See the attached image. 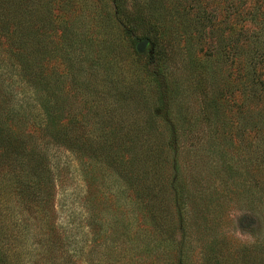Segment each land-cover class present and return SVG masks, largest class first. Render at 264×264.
I'll return each mask as SVG.
<instances>
[{"label":"rangeland","instance_id":"1","mask_svg":"<svg viewBox=\"0 0 264 264\" xmlns=\"http://www.w3.org/2000/svg\"><path fill=\"white\" fill-rule=\"evenodd\" d=\"M34 1L39 5L36 14L53 20L46 31L60 35L66 29L76 34L74 57L83 61L85 69L93 63L102 66L78 80L92 81L99 99L118 105L113 114L114 108L99 109L95 95L80 91L68 79L63 86L65 115L77 126L88 120L83 130L89 141L94 133L100 143L126 145L124 155L120 154L124 159L134 146L135 156L147 160L148 179L154 177L166 188L164 212L156 211L170 238L162 244L155 225L132 202L131 192L129 198L122 194L124 185L111 170L103 167L98 172L92 166L100 164L90 162L87 177L93 175L95 181L89 187L84 161L65 147L48 143L46 155L55 177L54 222L65 240L62 252L67 251L74 264H180L176 243L181 241L186 264H210L204 252L214 244L229 264H245L241 258L248 253L243 248L264 246V94L254 95L247 86L252 65L264 78V0H159L158 11L163 5L167 15L195 14L201 9L213 18L212 31L205 27L202 39L191 46L195 57L184 52L182 35H174L172 50L163 43L167 71L163 81L172 88L167 123L155 116L157 93L148 73L152 66L147 68L154 61V49L136 51L140 40L148 37L153 43L152 38L145 36L142 26L131 42L127 33L132 31L125 25L126 16H146L148 0ZM258 29L261 43L251 37ZM255 46L259 51L252 60ZM238 47L241 54L235 56ZM222 52L225 57L219 56ZM0 56L5 84L14 82L16 100L21 102L26 86L7 72L6 53ZM45 64L47 74L53 66L68 68L62 61ZM112 85L118 88L117 95ZM126 91L133 99L123 97ZM104 111L106 125L95 129L94 118ZM112 128L129 135L112 138ZM81 132V128L75 131ZM139 172L145 175L142 169ZM176 176L180 181H174ZM176 188L182 189L184 199L188 196L186 203L181 201L183 207L175 200ZM22 220L27 227L16 250L27 253L29 264L46 263L48 253L42 254L36 243L46 236V220L34 209L23 211ZM8 223L15 226L10 217Z\"/></svg>","mask_w":264,"mask_h":264},{"label":"trees","instance_id":"2","mask_svg":"<svg viewBox=\"0 0 264 264\" xmlns=\"http://www.w3.org/2000/svg\"><path fill=\"white\" fill-rule=\"evenodd\" d=\"M146 2H149L146 6V12H148L146 16H126L125 25L132 31L127 33L131 42L135 39L134 32L142 26L146 27L145 36L150 35L152 38L155 46L154 61L147 68L152 66V70H148V73L154 80V93H157L154 103L155 116L167 123L170 120L168 109L171 104L169 94L172 92V88L163 81L167 72L162 62L163 43L172 50V43L176 42L174 35H182L186 42L184 52L188 54L189 58L195 57L191 46L194 45V42L198 43L202 39L205 27H207L208 32L212 31L210 28L213 18L201 9L195 14L192 12L189 14L185 11L183 14H179L175 11L174 15H167L163 5L161 11H158L159 0ZM38 7V1L34 0H0V53H6L7 72L19 77L24 82L20 86H26L22 91V101H17L13 88L14 82L5 84L6 79H3V72L0 71V264H29V261L24 257L27 253L16 250L15 245L22 243L18 239L27 227L22 220V212L28 213L33 209L39 217L46 220L47 224L46 236H42L43 240L36 242L37 246L42 247V254L46 256L48 253L47 262L44 264L77 263L72 260L67 251L62 252V241L65 240H61V235L54 222L55 177L52 164L46 155L48 143L65 147L77 155L81 162L84 161L82 163L85 164V179L89 187L95 181L93 175L89 179L87 177L90 174L88 165L91 164L90 162L100 164V166L95 164L92 166L93 169L97 168L98 172H102L104 168L111 170L109 172L114 173L124 185L122 194L129 198L130 192L132 193V202L138 209L145 211L144 213L147 218L149 217L153 227L154 225L156 227L160 242L164 244L170 238L163 228L164 219H162L163 221L159 220V214L156 215V211L158 209L161 211L164 208L166 188L162 187L159 180H155L154 177L148 179L150 173L148 174L147 160L137 158L138 155L135 156L134 146L130 148L131 156L127 157L126 153L124 159L120 154L124 155L123 150L126 145L121 143L115 146L100 143L96 139L94 140L97 138L94 133H92L93 138L89 141L83 130L88 124V120L84 122L86 124L83 127L77 126V123L65 115L67 98L63 95V86L67 84L66 80L70 79L76 87L80 88V91L87 93V95L93 94L98 98L97 94L100 92L94 89L93 82L87 79L79 81L78 78H83V75L92 76L93 68H101L102 66L96 67L97 65L93 63V65L86 66L88 70L85 69L82 64L83 61L78 60L77 56L74 57L75 46L79 44V41L76 40L78 39L76 34L66 29L62 30L60 35H53V33L46 31V27L53 23V20L37 15ZM240 34L241 30L239 37H242ZM252 34L251 37L260 42L259 29L252 31ZM239 41L240 39L233 41V43L238 44ZM235 49L236 53L233 51V55L241 54L239 47V50ZM258 51L259 48L256 46L251 50L252 60ZM224 53L222 52V55L219 54V56L225 57ZM52 60L54 63L62 61L63 66L68 67L67 70L64 71L59 66L54 67L52 65L53 68L47 74L43 64L50 63ZM3 64L4 60L0 56V65ZM252 67L247 86L250 87V91L254 95L256 93L264 94V78L261 74L259 76L256 73L255 65ZM115 86L112 85L110 89H113L114 95H117L119 90ZM123 97L127 100L133 99L127 94V91L126 96ZM95 102L101 110L105 106L106 112H111V108H114L112 114L116 112V107L118 108V105H114L112 102L107 104L99 98ZM109 107L111 108L107 109ZM106 112L96 114L94 118L95 129L104 128L106 125L105 122L108 119ZM120 122L118 121V123ZM79 128L82 129V132L76 134L75 131ZM29 129H34V131ZM121 133L124 136L129 135V133L123 134L120 128H112L109 132L112 138H116L118 134L121 136ZM113 151H117V153L114 154ZM102 158L106 163L103 162ZM154 166L155 161L152 166L153 171L155 170ZM140 169L145 173L144 176L140 175ZM174 181H180V179L176 176ZM176 189L175 200L181 206V201L186 203L185 199L188 200V196L184 199L182 189ZM162 212L164 211L162 210ZM9 217L14 221L15 226L9 225ZM10 229L18 231L15 233L18 234L17 237ZM135 238L138 236L135 235ZM43 243H45L44 246ZM176 245L178 246L179 263L186 264L181 256L183 242L180 241ZM243 251L248 255H242L244 256L241 258L242 263L264 264V246L261 243L254 249L243 248ZM204 253L208 255L207 260L210 264H229L221 255L220 248L215 244L206 249ZM231 264L235 263L231 262Z\"/></svg>","mask_w":264,"mask_h":264},{"label":"water","instance_id":"3","mask_svg":"<svg viewBox=\"0 0 264 264\" xmlns=\"http://www.w3.org/2000/svg\"><path fill=\"white\" fill-rule=\"evenodd\" d=\"M151 48H152V50L154 49V44L147 38L140 40L136 44V51L139 54H144L147 51H149Z\"/></svg>","mask_w":264,"mask_h":264}]
</instances>
